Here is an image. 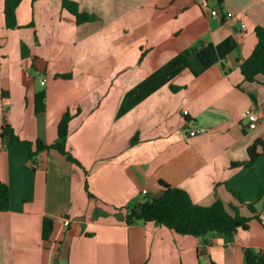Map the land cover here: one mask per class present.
Here are the masks:
<instances>
[{
	"label": "crops",
	"instance_id": "obj_1",
	"mask_svg": "<svg viewBox=\"0 0 264 264\" xmlns=\"http://www.w3.org/2000/svg\"><path fill=\"white\" fill-rule=\"evenodd\" d=\"M73 9L96 19L77 24ZM16 22L5 27L0 0V183L9 189L0 264H244V248L264 254L255 220L205 245L154 223L127 226L120 211L160 197L163 181L196 204L220 200L249 216L232 192L258 198L264 154L252 168L232 164L264 138V77L246 82L238 65L264 28V0H21ZM251 107L254 129L243 117ZM66 112L77 164L56 150L34 154L37 141L57 140ZM255 209L264 225V194Z\"/></svg>",
	"mask_w": 264,
	"mask_h": 264
},
{
	"label": "trees",
	"instance_id": "obj_2",
	"mask_svg": "<svg viewBox=\"0 0 264 264\" xmlns=\"http://www.w3.org/2000/svg\"><path fill=\"white\" fill-rule=\"evenodd\" d=\"M36 1V0H33ZM220 2V0H219ZM21 0H3L4 25L7 29L17 28L16 11ZM63 6L72 7L70 2H63ZM73 15L77 24L92 22L96 19L94 15L78 13L73 9ZM255 35L257 43L249 58L239 62V70L246 82H256V77H264V28L256 27ZM68 78V76H62ZM44 107V95H36V111L40 112ZM70 113L66 112L60 119L57 126V140L51 145H45L41 141L36 142L34 154L41 151L56 150L72 163L76 160L66 151V141L68 136V124L71 120ZM9 128H6V132ZM137 141L132 139L131 144ZM30 148V144L27 143ZM264 154V138L256 139L247 148V160L232 164L233 167L252 168L256 160ZM30 154V156H32ZM163 188V194L158 198L145 197L136 200L131 205L121 208L123 212L122 220L127 226L138 224L154 223L165 227L170 231L187 235L203 240L205 245L209 244V238L213 236H231L238 230L247 231L251 221L259 222L264 229V225L255 209L256 202L264 194L261 189L255 201H247L238 192H232L239 204L244 206L249 216H243L240 206L232 204L225 205L217 200L210 206H202L192 201L190 195L183 189L172 187L163 181H159ZM89 198L94 196L88 193ZM9 209V189L6 184L0 183V212ZM53 230V222L49 218H44L42 222V238L47 241ZM244 264H264V254L255 252L250 248L243 249ZM214 264V263H212Z\"/></svg>",
	"mask_w": 264,
	"mask_h": 264
},
{
	"label": "built area",
	"instance_id": "obj_3",
	"mask_svg": "<svg viewBox=\"0 0 264 264\" xmlns=\"http://www.w3.org/2000/svg\"><path fill=\"white\" fill-rule=\"evenodd\" d=\"M210 14L213 18L220 16L219 10L217 8L212 9ZM230 17H232V15L230 13H227L225 16V18H230ZM241 27L244 28V25L242 24ZM183 114L187 115V111H183ZM243 117H244V119L247 120L248 127L250 129H254L256 127L257 121H258V116H257V113H256L254 107L247 109L244 112ZM205 133H207L206 128H203V127L199 128V129L194 128L193 130L189 131L188 136L193 137L196 134H205ZM68 224H69V220H67L66 218H63V225L68 226Z\"/></svg>",
	"mask_w": 264,
	"mask_h": 264
}]
</instances>
